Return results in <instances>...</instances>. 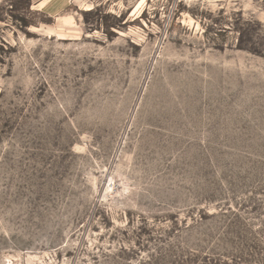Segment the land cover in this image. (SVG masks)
<instances>
[{
    "label": "rangeland",
    "instance_id": "rangeland-1",
    "mask_svg": "<svg viewBox=\"0 0 264 264\" xmlns=\"http://www.w3.org/2000/svg\"><path fill=\"white\" fill-rule=\"evenodd\" d=\"M0 0V264H264V0Z\"/></svg>",
    "mask_w": 264,
    "mask_h": 264
},
{
    "label": "crops",
    "instance_id": "crops-1",
    "mask_svg": "<svg viewBox=\"0 0 264 264\" xmlns=\"http://www.w3.org/2000/svg\"><path fill=\"white\" fill-rule=\"evenodd\" d=\"M68 5V0H52L49 2L46 9L51 14H56L59 10L66 8Z\"/></svg>",
    "mask_w": 264,
    "mask_h": 264
}]
</instances>
